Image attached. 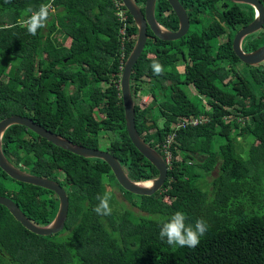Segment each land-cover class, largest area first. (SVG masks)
Segmentation results:
<instances>
[{
    "label": "trees",
    "instance_id": "obj_1",
    "mask_svg": "<svg viewBox=\"0 0 264 264\" xmlns=\"http://www.w3.org/2000/svg\"><path fill=\"white\" fill-rule=\"evenodd\" d=\"M134 1L143 10L145 0ZM178 1L189 17L187 33L162 40L148 29L130 75L133 98L140 90L152 96L145 106L134 102L142 139L165 158L162 146L172 136L162 187L151 195H135L119 185L104 160L74 154L13 124L2 135L5 156L26 172L58 181L69 207L61 231L39 235L0 204V264H264V64L239 68L241 60L232 48L234 32L255 11L230 0ZM49 2L46 27L30 34L21 26L27 9ZM126 11L130 38L122 47L113 0H0V120L28 116L90 148H100L105 136L103 150L119 160L130 179L143 181L158 172L133 145L125 126L120 75L137 33ZM155 17L177 30L178 18L167 0H156ZM221 36L225 40L215 45ZM262 44L264 23L241 43L244 51ZM40 46L44 58L39 59ZM154 60L164 66L160 76L151 69ZM185 84L207 107L188 96ZM172 87L177 90L172 98L156 96ZM200 114L208 119L172 128ZM61 173L67 181L59 178ZM105 180L121 190L124 200L112 192V214L98 216L93 208L97 195L107 190ZM0 195L13 199L38 225L48 224L59 206L53 191L16 181L1 168ZM177 210L191 223L202 217L208 224L195 248L172 247L160 239L159 222Z\"/></svg>",
    "mask_w": 264,
    "mask_h": 264
},
{
    "label": "water",
    "instance_id": "obj_2",
    "mask_svg": "<svg viewBox=\"0 0 264 264\" xmlns=\"http://www.w3.org/2000/svg\"><path fill=\"white\" fill-rule=\"evenodd\" d=\"M129 11L137 27L134 45L124 61L120 75V91L123 101L124 118L127 134L133 145L151 162L157 170V176L143 181H133L124 171L119 160L109 151L100 148H90L57 134L43 127L32 118L23 115L13 114L0 120V168L12 179L25 182L35 186L53 191L59 200V206L54 218L46 225H38L31 221L19 206L10 197L0 195V204L4 205L12 216L25 228L39 235H50L61 231L65 225L68 214L69 200L65 189L56 180L39 176L24 171L15 166L2 150V135L4 131L13 124H19L35 132L38 136L50 141L56 146L69 150L74 154L88 157L100 158L111 168L115 179L125 190L135 195H151L158 191L167 177V162L164 157L152 146L146 143L137 131L135 124L134 101L130 90V75L134 64L137 62L146 44L148 33L151 32L162 40H177L184 36L190 26L186 9L178 0H167L178 18V28L173 31L160 24L155 17L156 0H145L143 10L134 0H121ZM238 3L249 4L254 8V18L247 24L240 26L232 40V48L238 58L245 64L257 66L264 63V44L257 48L244 51L242 39L262 29L264 23V3L262 0H230ZM152 123V121H151ZM150 181L145 185L144 182Z\"/></svg>",
    "mask_w": 264,
    "mask_h": 264
},
{
    "label": "clouds",
    "instance_id": "obj_3",
    "mask_svg": "<svg viewBox=\"0 0 264 264\" xmlns=\"http://www.w3.org/2000/svg\"><path fill=\"white\" fill-rule=\"evenodd\" d=\"M8 2V0H6ZM51 4L42 3L38 9H27L28 15L21 22V26L27 31L35 35L39 29L46 27L51 14ZM151 69L156 76L164 73V66L159 60H154ZM107 183V180H105ZM98 203L93 208V212L98 216H109L112 214L111 200L112 192L105 190L103 194L97 195ZM159 236L161 240H165L172 247H189L195 248L199 245L201 238L209 230L207 222L204 218H197L194 223L189 222V218L185 212L177 210L169 217L162 219L160 222Z\"/></svg>",
    "mask_w": 264,
    "mask_h": 264
},
{
    "label": "rangeland",
    "instance_id": "obj_4",
    "mask_svg": "<svg viewBox=\"0 0 264 264\" xmlns=\"http://www.w3.org/2000/svg\"><path fill=\"white\" fill-rule=\"evenodd\" d=\"M195 27V26H194ZM194 27H192V28H194ZM198 28H199V26H198ZM235 33L236 32H234V35H235ZM58 36V38H59V40H61L62 39V37H64L63 36V34H58L57 35ZM234 37V36H233ZM225 36H221V37H218V38H215L214 39V44L215 45H217V43H220V42H222L223 40H225ZM64 41L65 42H67V38L66 37H64ZM233 40V39H232ZM38 58L40 59V58H44V54H43V52H42V48H41V46H40V48H39V53H38ZM238 66H239V68H243L245 65H244V63L242 64V61H241V63H238ZM177 69H178V71L179 72H181L182 70H183V65L181 64V63H178V65H177ZM5 79H6V77L5 76H2V79H1V83H5ZM182 88H183V90L188 94V96L193 100V101H200L201 102V99H202V102H203V104H204V106H206L207 107V105H206V101L202 98V97H200L199 96V94L195 91V89L193 88V86L192 85H182ZM170 90V91H169ZM177 94V90H175V87H172V88H169L168 90H165V92L164 91H157L156 92V96L159 98V99H162V96L163 95H165V96H168V98H172L173 96H175ZM152 99V96L150 95V94H148V93H146V92H144L143 90H140L139 91V93L136 95V97H134L133 98V101L134 102H137L138 104H140L141 106H145L148 102H150V100ZM98 117H100V115H97ZM155 118H158L157 116H155ZM158 121H157V123H159V124H161L162 123V119L160 118V119H157ZM241 143H242V146L244 147L245 146V144H246V141L244 140V139H242L241 140ZM106 144H108V140H107V137H105V136H103L102 138H101V141H100V149H104L105 148V145ZM202 158V157H201ZM219 160H221V156L219 155V157H218V161ZM220 162V161H219ZM218 162V163H219ZM216 171H217V169H216ZM215 171V172H216ZM215 172H212V176L213 175H215ZM209 176L208 178H207V182H209L210 180H211V177L212 176ZM59 177L61 178V179H64L65 181H67L68 179L64 176V174H60L59 175ZM9 181L7 180V185L9 186ZM206 187V186H205ZM206 188H210V185L208 186V187H206ZM106 189L108 190V191H111V192H114L115 194H116V196H118V198H120V199H123V195H122V192H121V190L116 186V185H112V183H110V181L109 180H107V183H106ZM27 190H30V189H27ZM11 197H13L15 194L14 193H11L10 192V194H9ZM124 200V199H123ZM42 203H41V205H42V207H44L45 206V201H41ZM127 205H128V203H127ZM45 208V207H44ZM136 210H138L137 208H135Z\"/></svg>",
    "mask_w": 264,
    "mask_h": 264
},
{
    "label": "built area",
    "instance_id": "obj_5",
    "mask_svg": "<svg viewBox=\"0 0 264 264\" xmlns=\"http://www.w3.org/2000/svg\"><path fill=\"white\" fill-rule=\"evenodd\" d=\"M50 1H52V0H50ZM113 2H114L115 15L121 24L120 29H119V34H120V39L122 42V47H124V43L126 42V40H128L130 38V36L127 35L128 14H127L126 9L122 7V3L120 0H113ZM49 3L51 4V2H49ZM207 119H208V117L203 115V114H200L199 116L186 117L183 120H179L177 122H174L172 124V128L173 127H184L186 125H196L202 121H206ZM171 138H172V136L170 135V137L166 140V143L163 144V146H162L163 152L165 153L164 159L167 163L169 162V160L171 158V153L169 150V143H170Z\"/></svg>",
    "mask_w": 264,
    "mask_h": 264
},
{
    "label": "bare ground",
    "instance_id": "obj_6",
    "mask_svg": "<svg viewBox=\"0 0 264 264\" xmlns=\"http://www.w3.org/2000/svg\"><path fill=\"white\" fill-rule=\"evenodd\" d=\"M143 184L148 185L150 184V181L144 182Z\"/></svg>",
    "mask_w": 264,
    "mask_h": 264
},
{
    "label": "crops",
    "instance_id": "obj_7",
    "mask_svg": "<svg viewBox=\"0 0 264 264\" xmlns=\"http://www.w3.org/2000/svg\"><path fill=\"white\" fill-rule=\"evenodd\" d=\"M262 64H264V63H262Z\"/></svg>",
    "mask_w": 264,
    "mask_h": 264
},
{
    "label": "flooded vegetation",
    "instance_id": "obj_8",
    "mask_svg": "<svg viewBox=\"0 0 264 264\" xmlns=\"http://www.w3.org/2000/svg\"><path fill=\"white\" fill-rule=\"evenodd\" d=\"M60 178V177H59ZM61 179V178H60Z\"/></svg>",
    "mask_w": 264,
    "mask_h": 264
}]
</instances>
